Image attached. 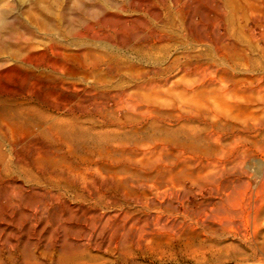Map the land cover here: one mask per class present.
Here are the masks:
<instances>
[{"label": "rangeland", "instance_id": "obj_1", "mask_svg": "<svg viewBox=\"0 0 264 264\" xmlns=\"http://www.w3.org/2000/svg\"><path fill=\"white\" fill-rule=\"evenodd\" d=\"M0 264H264V0H0Z\"/></svg>", "mask_w": 264, "mask_h": 264}, {"label": "bare ground", "instance_id": "obj_2", "mask_svg": "<svg viewBox=\"0 0 264 264\" xmlns=\"http://www.w3.org/2000/svg\"><path fill=\"white\" fill-rule=\"evenodd\" d=\"M113 189L118 190V188L116 187H113ZM68 190L69 189H64L62 192L58 193L62 194ZM154 190H156V193L162 192L165 195H168L169 193H172L173 189L165 188L163 190H160L159 188H157ZM74 191L79 192V196H82V194H84L80 193V190L78 188H74ZM135 193L137 197H146L148 192L146 193L144 190L141 191L140 189H137L135 190ZM87 195L89 198H93L94 194L89 190L87 192ZM96 205L97 202L94 203V206H85L79 210H74L64 203H57L56 205H53L52 202L43 201L40 206L39 221L41 239L45 243V246H47L48 238L52 239V245L57 244L59 241L58 233L60 231L67 237H71L73 235L84 237L85 235L90 234L95 230H99L106 224H108L111 220L110 215L106 214L100 209H97L95 207ZM54 220H57V224H55L57 226L51 227Z\"/></svg>", "mask_w": 264, "mask_h": 264}]
</instances>
